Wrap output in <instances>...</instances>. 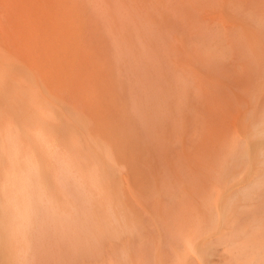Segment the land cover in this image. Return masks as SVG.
I'll return each instance as SVG.
<instances>
[{"label":"rangeland","instance_id":"1","mask_svg":"<svg viewBox=\"0 0 264 264\" xmlns=\"http://www.w3.org/2000/svg\"><path fill=\"white\" fill-rule=\"evenodd\" d=\"M0 264H264V0H0Z\"/></svg>","mask_w":264,"mask_h":264},{"label":"bare ground","instance_id":"2","mask_svg":"<svg viewBox=\"0 0 264 264\" xmlns=\"http://www.w3.org/2000/svg\"><path fill=\"white\" fill-rule=\"evenodd\" d=\"M22 171H23V170H22ZM30 172H31V171H30ZM29 174H31V173H29ZM67 175H68V174H67ZM36 179H37V178H36ZM27 182H28V181H27ZM29 182H30V181H29ZM40 186H41V185H40ZM40 186H39V187H40ZM36 190H37V189H36ZM33 194H34V193H33ZM31 195H32V194H31ZM38 195H39V194H38ZM27 198H28V197H27ZM35 199H37V197H36ZM39 199H40V198H39ZM32 200H33V199H32ZM28 201H30V200H28ZM34 201H35V200H34ZM34 201H33V202H34ZM40 201H41V199H40ZM35 202H36V201H35ZM33 204H34V203H33ZM29 205H30V204H29ZM38 205H39V204H38ZM33 206L35 207V205H33ZM36 208H37V207H36ZM36 208H35V210H36ZM37 209H38V208H37ZM33 210H34V209H33ZM37 211H38V210H37ZM37 211H36V212H37ZM33 213H34V212H33ZM35 214H36V213H35Z\"/></svg>","mask_w":264,"mask_h":264}]
</instances>
